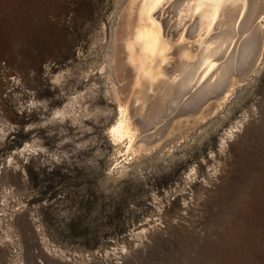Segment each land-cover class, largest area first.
Returning a JSON list of instances; mask_svg holds the SVG:
<instances>
[{
    "label": "rangeland",
    "instance_id": "rangeland-1",
    "mask_svg": "<svg viewBox=\"0 0 264 264\" xmlns=\"http://www.w3.org/2000/svg\"><path fill=\"white\" fill-rule=\"evenodd\" d=\"M125 1L0 0V264H264V46L187 138L124 161L107 127Z\"/></svg>",
    "mask_w": 264,
    "mask_h": 264
},
{
    "label": "bare ground",
    "instance_id": "bare-ground-1",
    "mask_svg": "<svg viewBox=\"0 0 264 264\" xmlns=\"http://www.w3.org/2000/svg\"><path fill=\"white\" fill-rule=\"evenodd\" d=\"M120 9L110 31L116 109L107 135L129 161L184 140L210 116L205 102L218 98V108L236 94L263 55L264 0H126ZM189 111L194 123H172ZM242 123L228 128L221 149Z\"/></svg>",
    "mask_w": 264,
    "mask_h": 264
}]
</instances>
